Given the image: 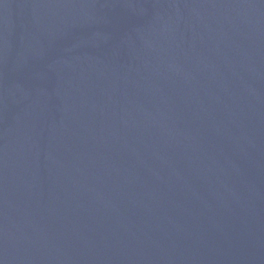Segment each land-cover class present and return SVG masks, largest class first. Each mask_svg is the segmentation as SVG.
Segmentation results:
<instances>
[{
	"label": "water",
	"instance_id": "obj_1",
	"mask_svg": "<svg viewBox=\"0 0 264 264\" xmlns=\"http://www.w3.org/2000/svg\"><path fill=\"white\" fill-rule=\"evenodd\" d=\"M0 264H264V0H0Z\"/></svg>",
	"mask_w": 264,
	"mask_h": 264
}]
</instances>
